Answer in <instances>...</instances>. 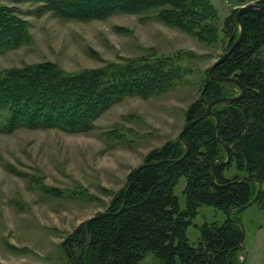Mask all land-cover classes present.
I'll use <instances>...</instances> for the list:
<instances>
[{"label": "trees", "instance_id": "obj_1", "mask_svg": "<svg viewBox=\"0 0 264 264\" xmlns=\"http://www.w3.org/2000/svg\"><path fill=\"white\" fill-rule=\"evenodd\" d=\"M18 2L37 5L38 16L49 13L79 22L153 12L162 24L201 43L210 45L217 39L216 9L209 0ZM256 3L264 5V0ZM240 19L242 38L215 73L237 79L242 95L229 104L214 105L211 114L201 118L211 101L241 93L235 84L214 81L206 73L198 98L184 113L185 123H193L182 139L150 150L144 156L145 166L112 195L105 210L108 215L91 220L88 231L81 223L62 238L60 248L67 264H138L150 253L160 264L241 263V225L247 230L243 212L255 209L263 224L254 228L264 227V8L248 10ZM28 31L19 10L0 3V54L29 40ZM223 33L229 48L241 33L233 15L225 18ZM192 57L181 53L138 57L76 73L51 62L10 69L0 75V119L6 131L84 132L125 97L146 99L168 92L189 74L181 62ZM232 165L241 175L225 176ZM181 178L186 181L184 209L174 194ZM201 206L223 211L226 219L199 227L193 246L186 231Z\"/></svg>", "mask_w": 264, "mask_h": 264}, {"label": "rangeland", "instance_id": "obj_2", "mask_svg": "<svg viewBox=\"0 0 264 264\" xmlns=\"http://www.w3.org/2000/svg\"><path fill=\"white\" fill-rule=\"evenodd\" d=\"M18 1L0 3L19 10L29 24V40L0 54V75L43 62L76 73L124 59L176 53L193 56L181 62L189 74L168 92L146 99L125 97L84 132L6 131L0 119V264H67L60 248L62 238L90 217L104 213L112 195L144 156L177 138L187 107L199 96L202 79L227 48L225 18H234V11L259 0H209L217 15V39L210 45L162 24L153 12L79 22L49 13L38 16L37 5ZM241 173L232 165L225 176ZM185 183L181 178L174 189L180 209L185 207ZM242 218L247 228L244 264H264V228H254L263 223L252 207ZM225 219L221 210L199 207L186 231L188 242L197 244L204 223L222 224ZM138 264L160 263L150 253Z\"/></svg>", "mask_w": 264, "mask_h": 264}, {"label": "water", "instance_id": "obj_3", "mask_svg": "<svg viewBox=\"0 0 264 264\" xmlns=\"http://www.w3.org/2000/svg\"><path fill=\"white\" fill-rule=\"evenodd\" d=\"M264 8V5H259L257 3H252V4H248V5H245V6H242L240 7L236 13H235V21L237 24H239V27H240V30H241V33L238 37V39L229 47L227 48L224 53L211 65V67L208 69V74L210 76L211 79H213L214 81H217V82H223V83H232V84H235L240 90H241V93L239 96L237 97H233V98H228V97H222V98H218V99H215L213 101H211L207 108H206V111L205 113L201 116V118H204V117H207L211 114V108L216 105V104H220V103H224V104H229L233 101H235L236 99H238L242 93H243V90H242V87L240 85V83L238 82L237 79L235 78H231V77H222V76H218L216 73H215V68L221 64L230 54L231 52L233 51V49L238 45V43L240 42L241 38H242V25H241V16L244 12L248 11V10H251V9H255V8ZM193 122H187L184 124L181 132L179 133V135L177 136L178 139H182V134L183 132L192 124ZM182 160V158L180 159ZM145 164H141L139 167L135 168L134 170H132L128 176H127V181L129 180V176L136 172L137 170H139L140 168L144 167ZM241 179H246V177H241ZM261 189V184H259V190ZM254 202V200H252L251 202L248 203L247 206H250L252 203ZM246 206V207H247ZM124 207V206H123ZM122 207V208H123ZM245 208V207H243ZM122 210V209H121ZM108 215L106 212L104 213H100L96 216H93V217H90L88 220H86L85 222V226H86V229L88 231V226H89V223L91 220L93 219H97V218H100V217H103V216H106ZM88 236H89V239L90 238V234L88 232ZM244 238H245V230H244V227L243 225H241V237H240V243H239V247H240V250H243L244 251V258H243V261L240 263V264H244L245 263V260H246V254H245V250L243 248V241H244ZM83 264V262L81 263Z\"/></svg>", "mask_w": 264, "mask_h": 264}, {"label": "crops", "instance_id": "obj_4", "mask_svg": "<svg viewBox=\"0 0 264 264\" xmlns=\"http://www.w3.org/2000/svg\"><path fill=\"white\" fill-rule=\"evenodd\" d=\"M264 227H262L260 230H262ZM264 230V229H263ZM262 230V231H263ZM261 246H262V248H261V250H262V253H263V258H264V233H263V235L261 236Z\"/></svg>", "mask_w": 264, "mask_h": 264}]
</instances>
